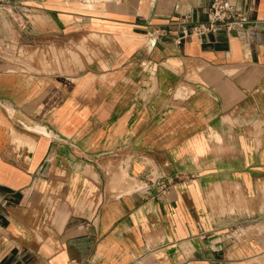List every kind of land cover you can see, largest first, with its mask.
I'll use <instances>...</instances> for the list:
<instances>
[{
    "label": "crops",
    "instance_id": "obj_1",
    "mask_svg": "<svg viewBox=\"0 0 264 264\" xmlns=\"http://www.w3.org/2000/svg\"><path fill=\"white\" fill-rule=\"evenodd\" d=\"M211 1L0 0V264H264V0Z\"/></svg>",
    "mask_w": 264,
    "mask_h": 264
},
{
    "label": "built area",
    "instance_id": "obj_2",
    "mask_svg": "<svg viewBox=\"0 0 264 264\" xmlns=\"http://www.w3.org/2000/svg\"><path fill=\"white\" fill-rule=\"evenodd\" d=\"M205 19L187 29L184 24L180 26V36L190 33L203 34L207 32L230 31L243 27L249 19V10L238 8L231 0H212L204 10ZM154 38L152 43H154ZM167 165V162H164ZM159 173L149 172L146 182L158 183L160 189H165L168 185L164 184ZM160 182V183H159Z\"/></svg>",
    "mask_w": 264,
    "mask_h": 264
},
{
    "label": "rangeland",
    "instance_id": "obj_3",
    "mask_svg": "<svg viewBox=\"0 0 264 264\" xmlns=\"http://www.w3.org/2000/svg\"><path fill=\"white\" fill-rule=\"evenodd\" d=\"M23 52L25 54L29 53V54H27L25 56L28 57V55H29V57L32 58L33 57V52L36 55L37 50L30 49L28 51V48L23 47ZM21 53H22V50H21ZM40 53H41V56H42V52L41 51H40ZM50 53H51L53 59H55V62L51 63V65H53V64L58 65V57H59V55H61L63 59L66 57V64H67V67L69 69V68H72L74 66L75 63L73 61V57H77L78 56L77 53H79V54L83 53L86 56V59H89L90 51H89V47H87V46L77 45V44H75L74 41H68L62 47L52 46L51 50H50ZM26 63H27V60L24 59L23 64L26 65ZM77 67L79 69H83L84 68L83 67V63L80 62V61L77 62ZM130 183H136V182L131 180Z\"/></svg>",
    "mask_w": 264,
    "mask_h": 264
}]
</instances>
